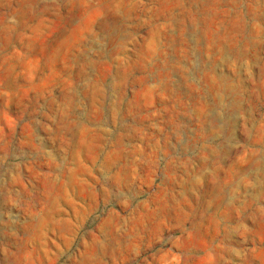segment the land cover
<instances>
[{
	"label": "rangeland",
	"instance_id": "1",
	"mask_svg": "<svg viewBox=\"0 0 264 264\" xmlns=\"http://www.w3.org/2000/svg\"><path fill=\"white\" fill-rule=\"evenodd\" d=\"M0 264H264V0H0Z\"/></svg>",
	"mask_w": 264,
	"mask_h": 264
}]
</instances>
